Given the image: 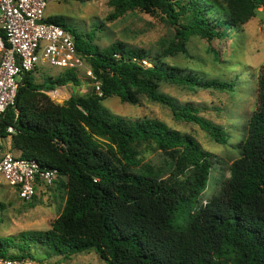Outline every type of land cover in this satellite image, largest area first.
Listing matches in <instances>:
<instances>
[{
	"label": "trees",
	"instance_id": "obj_1",
	"mask_svg": "<svg viewBox=\"0 0 264 264\" xmlns=\"http://www.w3.org/2000/svg\"><path fill=\"white\" fill-rule=\"evenodd\" d=\"M108 2L113 8L108 20L137 9L161 10L176 28L175 40L164 43L156 54L123 40L102 49L93 43L94 33H80L64 16L48 17L73 33L100 90L93 86L85 95L72 94L59 104L44 91L69 83L79 86L76 70L50 75L41 83L33 71L22 74L15 105L0 117V140L4 146L10 136L22 157L57 169L68 194L51 228L22 232L20 244L0 238V253L41 261L31 253L30 241L46 248V258L95 250L107 264H264V66L258 77L257 108L239 146L241 156L206 204H199V197L216 157L211 151L192 134L160 119H132L103 105L111 96L131 104L146 96L169 107L176 119L198 124L215 142L227 144L230 132L201 114L207 107L181 102L160 86L170 82L195 90L232 91L235 81L163 59L184 52L193 35L213 40L240 32L264 0ZM0 36L9 47L2 28ZM10 126L13 133L8 132ZM143 142L162 150L174 170L162 173L149 163L141 164L137 146ZM14 246L19 252L9 253Z\"/></svg>",
	"mask_w": 264,
	"mask_h": 264
},
{
	"label": "rangeland",
	"instance_id": "obj_2",
	"mask_svg": "<svg viewBox=\"0 0 264 264\" xmlns=\"http://www.w3.org/2000/svg\"><path fill=\"white\" fill-rule=\"evenodd\" d=\"M108 1L49 0L45 12L48 17L64 16L80 33H94L93 43L102 49L115 41L123 40L132 46L152 50L156 54L164 43L169 44L175 40L176 28L161 10L146 12L137 9L117 19L108 20L107 17L113 9ZM163 60L182 68L201 71L209 77L235 81L232 91L195 90L170 82H163L160 86L163 92L181 102H192L196 106L207 107L201 114L230 132L227 144L215 142L198 124L176 119L169 107L151 101L146 96H141L137 104L123 102L118 96H111L103 101V105L113 113L132 119H160L172 128L192 134L204 149L211 151L216 157L207 187L199 197V204H206L219 193L224 182L230 177L231 164L241 156L239 146L246 137L249 120L257 108L258 77L264 66V6L257 9L256 14L240 32L213 40L193 35L184 52L166 56ZM62 72L61 68L45 62L33 71V75L36 82L41 83L48 76L55 77ZM76 73L81 80L79 86L69 83L52 89L57 90L54 93H50L51 90L44 92L59 104H63L72 94L85 95L95 83L84 69L76 70ZM4 148L18 154L12 147L10 136L4 142ZM137 149L141 164L149 163L155 169H161L162 173L172 169L170 158L154 144L143 142ZM169 176L170 172L165 175ZM60 179L53 186L40 188L31 201H25L0 174V202L4 203L0 208L3 213L0 221L2 240L20 244L22 240L19 235L22 232L51 228L55 219L62 213L68 194L63 184L66 180ZM28 243L31 253L35 254L37 259L48 263L107 264L95 250L77 253L69 258L61 255L46 258V248L34 242ZM8 251L11 254L18 253L19 249L14 246Z\"/></svg>",
	"mask_w": 264,
	"mask_h": 264
},
{
	"label": "built area",
	"instance_id": "obj_3",
	"mask_svg": "<svg viewBox=\"0 0 264 264\" xmlns=\"http://www.w3.org/2000/svg\"><path fill=\"white\" fill-rule=\"evenodd\" d=\"M49 0H0V28L9 47L0 36V117L15 105L19 79L25 72L48 63L64 70L84 69L100 90V83L85 56L78 51L75 36L61 25L48 21ZM145 65H151L143 60ZM57 90H51L54 93ZM13 133L14 128L8 127ZM0 174L13 186L21 199L31 201L40 188L53 186L60 178L57 169L43 167L35 159L5 149L0 140ZM0 209V221L2 218ZM0 264H54L32 256L12 257L0 253Z\"/></svg>",
	"mask_w": 264,
	"mask_h": 264
},
{
	"label": "crops",
	"instance_id": "obj_4",
	"mask_svg": "<svg viewBox=\"0 0 264 264\" xmlns=\"http://www.w3.org/2000/svg\"><path fill=\"white\" fill-rule=\"evenodd\" d=\"M17 151V150H16ZM17 153L19 154V151H17Z\"/></svg>",
	"mask_w": 264,
	"mask_h": 264
}]
</instances>
